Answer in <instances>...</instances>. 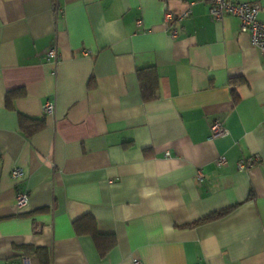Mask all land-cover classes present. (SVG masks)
I'll list each match as a JSON object with an SVG mask.
<instances>
[{
	"label": "crops",
	"instance_id": "crops-1",
	"mask_svg": "<svg viewBox=\"0 0 264 264\" xmlns=\"http://www.w3.org/2000/svg\"><path fill=\"white\" fill-rule=\"evenodd\" d=\"M237 1L257 3L264 22V0ZM208 4L0 0V264H264V54ZM145 67L158 79L151 101ZM20 114L43 128L28 135ZM213 120L225 136H211ZM15 190L28 196L20 210ZM82 217L113 238L104 254L75 232Z\"/></svg>",
	"mask_w": 264,
	"mask_h": 264
},
{
	"label": "built area",
	"instance_id": "built-area-1",
	"mask_svg": "<svg viewBox=\"0 0 264 264\" xmlns=\"http://www.w3.org/2000/svg\"><path fill=\"white\" fill-rule=\"evenodd\" d=\"M260 7L257 3L242 2L237 0H209L208 14L212 20H220L226 16H235L239 19V31L246 33L249 36L251 44L258 48L259 51L264 54V22L258 18ZM189 11H184L178 16V19H183L188 15ZM171 19L170 14H165V22ZM136 25L141 24V20L135 21ZM167 32L171 38H175L178 34L176 28L169 27ZM85 56L89 55V51H84ZM45 55L47 58H51L53 61L57 59V51L55 47L47 49ZM43 114H51L53 112V103L45 102L41 106ZM209 130L211 136H225L227 134L226 129L223 127L219 120H213L209 124ZM258 161L257 156H249L241 158L236 162V168L239 171H244L251 167L255 162ZM215 163L218 167L223 166L227 163V160L223 156H219ZM23 171L21 168H13L11 170V177L16 181L23 178ZM197 177H201L200 170H197ZM28 202V196L25 192L15 190V206L18 210L23 208ZM25 264V263H23ZM133 264H140L138 260H133Z\"/></svg>",
	"mask_w": 264,
	"mask_h": 264
},
{
	"label": "trees",
	"instance_id": "trees-1",
	"mask_svg": "<svg viewBox=\"0 0 264 264\" xmlns=\"http://www.w3.org/2000/svg\"><path fill=\"white\" fill-rule=\"evenodd\" d=\"M139 90L141 97L144 101H151L157 98L158 90V79L156 72L153 67H145L137 70L136 73ZM238 81H241L238 79ZM90 86V85H89ZM233 92V91H232ZM23 95L22 89H15L8 91L4 97L5 107L7 109H13V101L17 97ZM44 121L42 118H30L28 116L19 115V127L24 130L28 135L39 131L43 128ZM228 209L219 210L203 216L190 224L188 226H193L223 215ZM73 228L77 233H87L90 234L96 242L97 248L101 254H104L112 245L113 238L108 235L99 234L96 231L94 220L90 217H82L73 222Z\"/></svg>",
	"mask_w": 264,
	"mask_h": 264
}]
</instances>
